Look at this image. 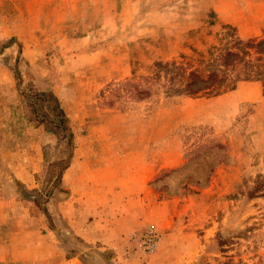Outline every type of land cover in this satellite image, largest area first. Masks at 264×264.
Segmentation results:
<instances>
[{
  "label": "rangeland",
  "instance_id": "obj_1",
  "mask_svg": "<svg viewBox=\"0 0 264 264\" xmlns=\"http://www.w3.org/2000/svg\"><path fill=\"white\" fill-rule=\"evenodd\" d=\"M234 32L264 40V0H0V264H264V195L246 194L264 174V79L106 103L134 71L207 59ZM36 92L57 98L68 131L30 118L22 94L38 107ZM108 164L119 180L90 172ZM89 212L109 243L76 232Z\"/></svg>",
  "mask_w": 264,
  "mask_h": 264
},
{
  "label": "trees",
  "instance_id": "obj_2",
  "mask_svg": "<svg viewBox=\"0 0 264 264\" xmlns=\"http://www.w3.org/2000/svg\"><path fill=\"white\" fill-rule=\"evenodd\" d=\"M264 44L262 39L241 38L237 32L223 37L218 44H213L208 49L213 51V55L207 59L197 57L193 54L180 53L179 56L168 60H155L147 67L145 74H136L122 81L117 87L110 88V93L114 100L106 103L111 105L115 100H121L128 94V98L141 101L146 98L157 96L155 101L159 102L162 98L165 102H174L181 97L198 96L213 92L224 93L236 88L239 81H258L264 76V71L259 70L254 60L264 59ZM253 50V51H252ZM255 54V55H254ZM24 103L29 105L30 112L36 125H51L48 130L60 133L66 128L67 117L59 106L57 98L51 93L36 92L33 98L38 101L39 106L28 102L30 97L22 94ZM50 99V114L44 113L39 117V111L45 105V100ZM175 101V102H176ZM42 115V114H41ZM71 137V133H67ZM60 164V163H59ZM62 164V163H61ZM68 161L61 166L63 171L68 166ZM247 197L253 198L264 195V174H257L253 184L247 188ZM222 241L219 240V245Z\"/></svg>",
  "mask_w": 264,
  "mask_h": 264
},
{
  "label": "crops",
  "instance_id": "obj_3",
  "mask_svg": "<svg viewBox=\"0 0 264 264\" xmlns=\"http://www.w3.org/2000/svg\"><path fill=\"white\" fill-rule=\"evenodd\" d=\"M103 167H105V168L108 169V167H112V166L108 164V165H105V166H102V167H99V168H95V169L91 170L90 172H92L98 178L105 176V178H107V179H115V178L118 179V180L120 179V176L118 174H116V173L115 174H110V175H103L105 173L101 174L100 173L101 171H105V170H102ZM139 176H142V173H139ZM86 178H87V180L84 181V184H85L84 186L89 185L88 181H90V180L92 181L94 179L92 177H90V179H89V175ZM131 178H133V177L130 176V175H126L125 180L126 181H129V180H131ZM140 182H141V178H140ZM89 186H90L89 187V190L86 192V194L88 193V195H95V194H93L94 192L95 193H98L97 191H93L95 189L99 190L98 187L94 188V184L89 185ZM105 187L103 188V194L102 195L106 196V198H108V200H110L113 197L114 188H113L112 185H110V187H108V186H105ZM132 187H136V184L134 185V183H133ZM135 192H136V189L135 188H133L132 190L129 189V188H128V190H124V193L126 194V199H124V200L126 202H130L131 200L135 202L136 201V198H137L135 196ZM83 195H85V192H83ZM90 214H91V212H89L88 214H86L87 215V216H85L86 220L82 221V223L78 222V226H80V227H79V230L76 231V232L81 233V235L84 236V237H86V238L95 239V240H99V239L104 238L103 236H105L106 234L114 233V231L111 230V228L110 229H107L106 228V226H108L107 219L105 220V224L102 225L101 224L102 221H101V218L100 217L94 216V219L91 220L90 217H89ZM76 219L74 218V221ZM78 220L80 221V218H78ZM138 222H140V221H138ZM132 223H133V226H134L135 225L134 224L135 222L132 221ZM103 226H105V227H103ZM110 226H112V225H110ZM104 228H105V230H103ZM122 232H125V231H122ZM103 241L105 243H109L108 242L109 241L108 238H106V239L104 238Z\"/></svg>",
  "mask_w": 264,
  "mask_h": 264
},
{
  "label": "built area",
  "instance_id": "obj_4",
  "mask_svg": "<svg viewBox=\"0 0 264 264\" xmlns=\"http://www.w3.org/2000/svg\"><path fill=\"white\" fill-rule=\"evenodd\" d=\"M142 244L148 251H151L155 248L157 244V235L155 230L152 228H147L142 234Z\"/></svg>",
  "mask_w": 264,
  "mask_h": 264
},
{
  "label": "water",
  "instance_id": "obj_5",
  "mask_svg": "<svg viewBox=\"0 0 264 264\" xmlns=\"http://www.w3.org/2000/svg\"><path fill=\"white\" fill-rule=\"evenodd\" d=\"M32 197H37L36 195H33Z\"/></svg>",
  "mask_w": 264,
  "mask_h": 264
}]
</instances>
